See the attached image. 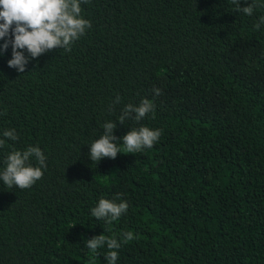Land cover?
<instances>
[{
	"label": "trees",
	"instance_id": "16d2710c",
	"mask_svg": "<svg viewBox=\"0 0 264 264\" xmlns=\"http://www.w3.org/2000/svg\"><path fill=\"white\" fill-rule=\"evenodd\" d=\"M81 8L91 28L71 52L25 73L8 67L11 46L0 55V172L29 146L47 165L28 189L0 180V264H108L107 245L86 246L101 234L121 243L116 264H264V6L250 16L230 0ZM145 98L154 114L120 124ZM107 122L118 138L141 126L161 136L136 153L118 140L115 160L92 162ZM11 129L16 141L3 137ZM102 198L129 205L110 226L91 215Z\"/></svg>",
	"mask_w": 264,
	"mask_h": 264
},
{
	"label": "clouds",
	"instance_id": "9594fccd",
	"mask_svg": "<svg viewBox=\"0 0 264 264\" xmlns=\"http://www.w3.org/2000/svg\"><path fill=\"white\" fill-rule=\"evenodd\" d=\"M90 2L91 0H0V40L4 41L0 47V55L11 46L12 58L8 60V67L19 73H25L30 60L55 49L71 52L73 43L91 28V22L81 16V4ZM230 3L235 5L236 11L249 16L253 14L255 8L264 6L260 0H251L246 7H241V0H230ZM262 24H264V16L260 17L256 29L259 30ZM153 92L156 96L162 94L159 88H154ZM114 103H120L119 96L115 98ZM154 109V103L147 98L143 99L139 106L129 103L121 110L118 121L120 124H124L127 119L139 122L148 113L154 114ZM102 127L103 134L90 145L89 158L92 162H99L104 158L115 160L118 153H122L116 143L118 140L123 142V152L136 153L152 148L161 136L160 130L141 126L131 129L122 138H118L114 135L116 123L107 122ZM3 137L12 141L18 139L15 129L5 130ZM4 145L5 140L0 139V147ZM33 157L38 166L31 165L30 160ZM4 164V170L0 172V180L7 188L19 189L32 187L42 178V169L47 167L46 157L38 146H29L23 151H11ZM128 207L127 201L117 203L102 198L97 206L91 209V215L110 226L127 212ZM108 230L110 231V228ZM134 238L132 232L122 234L124 242ZM104 245L110 250L105 256L108 264H116L118 259L116 250L121 247L117 238H109L101 234L88 239L86 244L93 253Z\"/></svg>",
	"mask_w": 264,
	"mask_h": 264
}]
</instances>
